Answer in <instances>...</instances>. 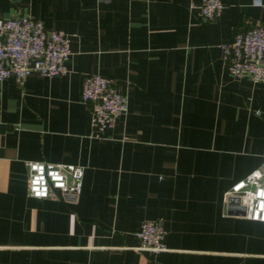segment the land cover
<instances>
[{"label": "crops", "instance_id": "1", "mask_svg": "<svg viewBox=\"0 0 264 264\" xmlns=\"http://www.w3.org/2000/svg\"><path fill=\"white\" fill-rule=\"evenodd\" d=\"M0 0L71 35L67 72L0 80V264H264V221L225 193L264 160V81L233 76L222 45L264 23V0ZM111 76L128 110L92 125L88 74ZM85 168L78 197L29 193L27 161ZM161 217L168 249L139 247Z\"/></svg>", "mask_w": 264, "mask_h": 264}, {"label": "built area", "instance_id": "2", "mask_svg": "<svg viewBox=\"0 0 264 264\" xmlns=\"http://www.w3.org/2000/svg\"><path fill=\"white\" fill-rule=\"evenodd\" d=\"M197 6L204 21L216 19L225 7L224 0H202ZM224 59L230 73L264 81V23L252 24L223 43ZM72 52L71 35L28 13L0 18V80L13 78L23 84L32 72L47 76L67 72ZM82 100L92 106V125L104 130L115 125L128 110V97L115 86L111 76L88 74L82 89ZM29 193L38 198L49 197L52 191L78 197L83 188L85 168L76 163L27 161ZM238 199L246 216L264 221V160L245 177L236 181L225 193ZM139 247L154 252L168 249L166 227L161 217L141 221L135 231ZM96 264V263H89Z\"/></svg>", "mask_w": 264, "mask_h": 264}, {"label": "water", "instance_id": "3", "mask_svg": "<svg viewBox=\"0 0 264 264\" xmlns=\"http://www.w3.org/2000/svg\"><path fill=\"white\" fill-rule=\"evenodd\" d=\"M238 202V199L235 197H231L229 200V208L232 213H238V214H245V207L238 206L236 203Z\"/></svg>", "mask_w": 264, "mask_h": 264}]
</instances>
